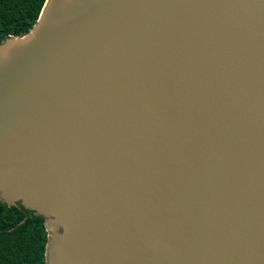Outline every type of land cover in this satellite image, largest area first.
Masks as SVG:
<instances>
[{"label": "water", "instance_id": "95a60500", "mask_svg": "<svg viewBox=\"0 0 264 264\" xmlns=\"http://www.w3.org/2000/svg\"><path fill=\"white\" fill-rule=\"evenodd\" d=\"M0 201L45 264H264V0H45L0 42Z\"/></svg>", "mask_w": 264, "mask_h": 264}, {"label": "trees", "instance_id": "16d2710c", "mask_svg": "<svg viewBox=\"0 0 264 264\" xmlns=\"http://www.w3.org/2000/svg\"><path fill=\"white\" fill-rule=\"evenodd\" d=\"M44 1L0 0V42L28 32ZM46 234L41 216L20 202L8 206L0 201V264H45Z\"/></svg>", "mask_w": 264, "mask_h": 264}]
</instances>
